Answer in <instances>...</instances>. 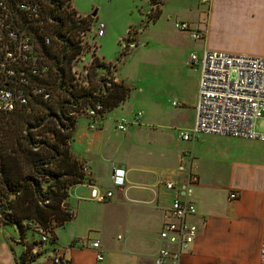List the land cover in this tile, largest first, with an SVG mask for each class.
I'll return each mask as SVG.
<instances>
[{"label":"crops","instance_id":"crops-1","mask_svg":"<svg viewBox=\"0 0 264 264\" xmlns=\"http://www.w3.org/2000/svg\"><path fill=\"white\" fill-rule=\"evenodd\" d=\"M193 1L197 15L184 20L202 31L200 50L220 49L264 55V0H209L205 8L198 4V0ZM162 10L163 4L156 20L160 18ZM97 54L101 56L98 49ZM173 67L178 76H174L172 82L174 97L170 103L176 111L175 115L172 113L174 120H170L184 125L186 128H182L189 130L194 122L199 72L195 66L188 63V55L180 68H175L174 65ZM174 100L180 102V105L173 104ZM129 124H136L131 131ZM150 124H142L141 119L138 123L131 121L126 131L118 130L114 133L108 131L104 120L100 121L97 130L86 128V125H75L71 150L78 158L89 160L87 164L91 180L98 184L97 180L100 181L101 174L104 173L101 170L103 165L110 172V178L112 167L122 166L127 170L126 179L129 183L126 193L130 197L137 196L136 198L142 201L127 202V195L116 190L114 196L106 202L109 208H101L107 217L104 231L91 237V225L87 218L86 221L79 222L84 217L83 212L89 208H77L79 202L76 198L80 193H87L83 189L88 191L89 187L84 183L74 185L70 190L68 203L76 207L73 208V217L62 226L69 229L68 237L61 241L62 244L56 245V248L60 249L71 264H154L153 256L163 244L158 234L163 211L178 193L180 197L195 202L197 211L189 216V220L197 224L198 230L194 241L181 253L177 264H258L264 216V161L245 169L236 168L241 174L239 186L236 188L238 195L229 199V191L225 192L226 199H229L227 201L231 208L232 222L228 230L221 231L220 216L205 206L203 201L207 196L205 187L210 189L213 184L204 180L212 175V170L226 164L222 160L226 152L219 140L226 142L230 140V135L197 133L193 140H183L188 142L186 147L181 145L175 152H154V160L160 161L161 158L160 162L167 164L163 169L133 174V145L144 146L146 143L159 148L162 146L157 137H151L146 130L145 126ZM119 133L124 134L121 139L117 137ZM149 138L152 139L150 142ZM183 151H186V156L181 159ZM142 153L151 155L145 151ZM180 164L184 165L183 169H180ZM189 165L198 176V181L190 185V191L182 187L186 182ZM231 169H234L232 163ZM217 176V173H214L212 181ZM163 180H172L174 187H166ZM109 188H114V185ZM132 206L140 208H129ZM55 233L58 235L56 230ZM87 236L89 239L84 240L83 244L75 242L77 238ZM17 238L15 226L0 222V264H16V257L23 249ZM96 239L99 240L98 248L91 245V240ZM98 250L102 252L101 259L96 257ZM49 263V252H45L30 264Z\"/></svg>","mask_w":264,"mask_h":264},{"label":"trees","instance_id":"trees-1","mask_svg":"<svg viewBox=\"0 0 264 264\" xmlns=\"http://www.w3.org/2000/svg\"><path fill=\"white\" fill-rule=\"evenodd\" d=\"M6 1L14 5L18 0ZM30 1L40 8L43 29L53 41L44 44L38 29H33L41 62L48 66L35 79L50 97L33 96L26 105L0 110V222L17 230V242L23 249L16 264H30L57 249L55 230L73 217L67 209L70 190L91 181L82 168L84 161L70 146L77 114L93 108L100 121L128 98L131 88L115 79V63L96 54L88 67L87 82L75 79L71 62L82 51L77 34L92 19L74 16L75 10L67 9L69 0ZM159 13H153V20ZM35 225L49 231L48 240L40 239ZM35 245L42 249L32 252Z\"/></svg>","mask_w":264,"mask_h":264},{"label":"built area","instance_id":"built-area-1","mask_svg":"<svg viewBox=\"0 0 264 264\" xmlns=\"http://www.w3.org/2000/svg\"><path fill=\"white\" fill-rule=\"evenodd\" d=\"M155 0L154 4H159ZM208 4L209 0H200ZM68 10H75L72 0H69ZM76 17L91 18V14H81L74 11ZM44 17L38 5L30 0H18L10 5L6 0H0V110L7 111L29 103L33 96L49 98V92L36 81L37 76L45 74L48 66L41 62V53L35 30L38 29L42 42L46 45L52 43L50 33L44 31ZM105 23L99 22L94 26L92 20L85 29L78 32L82 51L71 62V72L75 79L87 82L89 66L80 73L77 71L75 60L83 52L84 46H90V61L97 52L99 45L96 36L104 33ZM34 26L35 28H31ZM175 26L180 30L189 32L192 38L200 39L203 36L199 28H194L188 21L176 20ZM91 31V40L87 36ZM98 55V54H97ZM99 56V55H98ZM88 63V62H87ZM188 63L195 66L199 72L197 99L194 105L195 116L192 127L188 130L181 129L178 137L184 140H193L200 132L217 133L244 138L264 139V133L254 128L256 120L264 113V55H250L241 52H227L220 49H204L202 54L196 51L188 55ZM90 65V64H89ZM173 104L180 105L176 100ZM86 113L91 117L90 126L98 125L99 117L95 109L87 108ZM141 112L134 115V122L140 121ZM117 129L126 131L128 122L118 119L115 122ZM186 156V151L181 154V159ZM86 176H90V169L86 162L82 166ZM184 165L180 164V169ZM126 168L114 165L111 180L114 188L103 187L92 180L82 183L89 187L87 195H77L76 198L106 201L114 196L116 190L126 191L129 183L126 179ZM198 181V176L187 167L186 182L182 187L190 191V185ZM168 188L174 187L172 180H163ZM238 195L236 189H230L228 198L234 199ZM74 213L73 207L67 208ZM197 211L195 202L180 197L177 193L163 211V219L159 229V237L163 244L158 247L153 256L154 264H177L181 253L187 250L194 241L198 226L189 220V216ZM41 240L49 239V231L35 225ZM84 238H77L78 244L84 243ZM91 245L99 247V240H91ZM41 246L32 247V252L41 250ZM49 264H71L70 260L58 249L51 251ZM97 259L102 258L100 250L96 253ZM264 264V216L262 222L259 262Z\"/></svg>","mask_w":264,"mask_h":264},{"label":"rangeland","instance_id":"rangeland-1","mask_svg":"<svg viewBox=\"0 0 264 264\" xmlns=\"http://www.w3.org/2000/svg\"><path fill=\"white\" fill-rule=\"evenodd\" d=\"M159 1V4H154L153 0H72L74 7L81 14L93 15L91 16L92 25L96 26L99 22L106 24L104 33L96 36L99 45L98 51L104 60L115 63V69H112L115 79L123 80L131 87L128 98L108 111L101 119L104 120L106 128L112 133L118 131L119 129L115 126L116 120L124 118L128 123L134 122V115L139 111L142 113L140 116L142 124L143 122L151 123L145 126L148 133L151 137L156 136L162 143L160 148L154 144L147 145L146 143L144 146L133 145L132 162L135 164L133 174L151 172L150 170L159 171L167 166L160 162L161 158L160 161L154 160V152L162 150L171 153L177 151L181 145L186 147L188 142L178 137L179 131L185 126L170 120H174L175 117L172 113L175 115L174 111H176L170 103L174 97L172 82L174 76H178L173 65L175 68H180L186 60V55L193 51L202 54L204 51L199 49L201 39H194L189 32L181 31L175 26L176 20L191 19L197 15L193 0ZM162 4L163 10L160 18L153 20V13L155 11L159 13ZM198 4L202 8L206 7V4L201 3L200 0H198ZM150 9L151 13L149 14H152V17L148 19L147 14ZM91 37L90 31L87 41H90ZM89 46L88 43L84 46L81 53L83 57L79 56L74 62L80 73L85 68L83 66L90 64ZM95 54L97 55V52ZM90 121L91 117L86 113V110L82 111L77 114L76 126L86 125V128L97 130L100 121L99 126L93 127L90 126ZM135 125L129 124V131ZM254 128L258 132L264 133V113L256 120ZM123 136L122 133L117 135L119 139ZM228 138L230 140L226 142L219 140L226 152L225 158L222 159L226 164H222L219 169L212 170V175L204 180L207 183H213L210 185V189L205 187L204 192L207 196L203 201L205 206L220 216L219 229L221 231L228 230L232 222L231 208L228 206L225 192L239 186L241 174L236 171V168L245 169L250 165L254 166L256 163L264 161V139L237 136ZM151 140L149 138V142ZM70 145L72 146V140ZM143 151L151 155H145L142 153ZM80 159L86 163L89 162L86 158L80 157ZM231 163L234 169H231ZM101 170L104 173L101 174V180H97L98 184L103 187H113L110 172L106 166L103 165ZM214 173H217L218 176L212 181ZM83 191L87 192L80 193L83 196L89 193V190L83 189ZM136 197H130L127 194L125 199L127 202L133 203L142 201ZM77 200L79 202L77 208H89L83 212L84 217L79 221L82 223L87 218L91 225L89 236L93 237L104 231L107 217L101 208H109L107 200L104 202L86 198H77ZM74 206L76 207V205ZM74 206L73 208H75ZM129 208H140V206ZM56 232L58 240L55 244H62L61 241L68 237L69 229L59 226L56 228ZM84 239L88 240L89 237ZM58 250L60 251V249ZM47 252L50 253V251Z\"/></svg>","mask_w":264,"mask_h":264}]
</instances>
